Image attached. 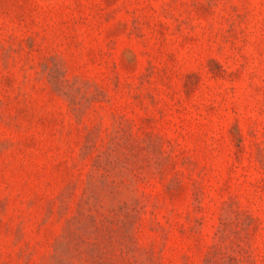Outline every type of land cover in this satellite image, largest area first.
<instances>
[{
    "label": "rangeland",
    "instance_id": "obj_1",
    "mask_svg": "<svg viewBox=\"0 0 264 264\" xmlns=\"http://www.w3.org/2000/svg\"><path fill=\"white\" fill-rule=\"evenodd\" d=\"M0 264H264V0H0Z\"/></svg>",
    "mask_w": 264,
    "mask_h": 264
}]
</instances>
